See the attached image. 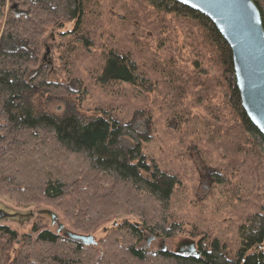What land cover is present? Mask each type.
<instances>
[{"label": "rangeland", "instance_id": "374dc122", "mask_svg": "<svg viewBox=\"0 0 264 264\" xmlns=\"http://www.w3.org/2000/svg\"><path fill=\"white\" fill-rule=\"evenodd\" d=\"M35 4L34 0H0V42L7 22L32 15L38 6ZM88 7L82 27L93 39L91 47L74 45L71 59L64 57L68 51L67 39L70 37H64L66 34H63L74 29V21H64L62 27L53 24L44 26L46 29L41 38L39 60L41 64L44 63L42 66L47 70L48 81L68 86L69 93L61 90L50 96L33 89L23 94L25 105H34L39 112L48 111L55 116L74 114L84 121L97 116L100 108H105L111 112L112 117L136 132L139 139L148 138V143L143 144V153L149 159L153 158L161 170L177 176L181 182L175 188L173 207L170 209V213H176V216L170 218L172 225L166 226V230L173 226L175 230L170 231L171 236L165 235V229L156 234L143 230V239L135 240L129 235L128 229L121 231L123 233L114 232L125 222L142 221L118 211V216L99 225L93 232L84 231L75 225L77 221H82V217H74L72 220L67 218L60 203L39 202L33 198L28 200L32 196L30 191L12 190L8 193L6 189L11 190L13 186L6 187L5 184L1 185L3 183H0V188H3V191L0 189V204L21 212L54 210L59 213L67 230L95 237L97 252L91 255L97 261L106 260L108 244L114 243L113 238L118 236L120 242L124 235L127 236V242L130 240L136 243L139 249L147 250L151 256H155L163 247L169 253L176 252L185 241H195L200 249L211 250V242L219 238L228 257L234 259L236 251L241 247V228L249 223L250 217L262 212L264 206V149L252 142L227 104H220L223 89L213 78L221 67L209 51H204L201 67L207 70V74L202 75V68L197 67L194 55L197 50L190 46V43L199 39L194 23L159 12L147 0H91ZM0 45L3 49L7 48L6 51L13 48L10 42L2 41ZM24 48L23 44H18V48L14 49L21 51ZM111 48L131 55L139 66L138 73L144 76L142 83L133 85L100 81L99 74L105 63V55ZM170 57L175 63L169 62ZM170 72L181 79L175 83V87H182L181 94H186L183 99L179 94L172 93V82H165V74ZM200 79L204 80L205 87H201ZM203 91L204 95L200 97ZM213 104L222 109L218 113L221 116L219 120L210 113ZM184 109L189 113L181 120L175 113ZM230 129L232 134H225ZM125 142L134 144L130 137H126ZM52 144L49 142V145ZM36 148L40 150L39 145ZM26 149L31 152L28 147ZM37 152L39 156L32 155L35 163L42 156V152ZM13 155L17 159L14 172L17 170L25 173L24 164L27 162L28 166L32 159L28 160L25 155ZM66 158H69L67 167L62 166V159L60 163L53 161L59 170L58 177L74 176L69 174L78 167L80 157ZM10 167L14 168V165ZM8 168L5 161L0 163L1 170ZM106 184L109 190L107 193H111L112 185ZM88 190L93 193L91 188ZM127 192L125 187L118 190L119 199H116V203L119 206H122L121 202H126L122 198L126 197ZM130 203L128 206H147L150 216L157 206L153 200L144 197L139 202L134 200ZM159 216L157 212L152 217L158 219ZM181 220L197 224L199 229H194L190 223L181 224ZM114 222H118L119 226L114 227ZM0 227H8L19 236L16 242L11 241L12 259L16 256V250L22 246L23 235H35L34 229L58 230L50 218L38 214L22 222L0 221ZM4 239L0 234V254ZM113 248H119V245L114 244ZM130 261L131 264H143L133 259ZM157 262L164 264L163 261ZM152 263L149 258L145 264Z\"/></svg>", "mask_w": 264, "mask_h": 264}, {"label": "trees", "instance_id": "16d2710c", "mask_svg": "<svg viewBox=\"0 0 264 264\" xmlns=\"http://www.w3.org/2000/svg\"><path fill=\"white\" fill-rule=\"evenodd\" d=\"M34 1L35 5H38L34 13L9 20L1 38V42H10L13 45L9 51L0 47V163L5 161L9 167V170L0 169V183H3L1 185L13 186L11 190L6 189L8 193L12 190L30 191L32 196H29L28 200L33 198L39 202L44 200L60 203L67 218L72 220L74 217H82V221H77L75 225L84 231L93 232L99 225L118 216L120 211V214L133 215L142 222H125L114 233L128 229L131 238L141 241L143 230L156 234L165 229V235L171 236L170 231L175 230V227L166 230V226L172 225L170 218L176 216V213H170V209L173 207L175 188L181 182L177 176L161 170L153 158L149 159L143 153V144L148 143V138L139 139L136 132L112 117L111 112L105 108H100L97 116L84 121L74 114L55 116L48 111L39 112L34 105L26 107L23 94L30 93L33 89L50 96L61 90L69 93L68 86L48 81L47 70L39 60L41 38L46 29L44 26L53 24L62 27L64 21L75 22L74 29L67 32L68 34H63H66L64 37H70L67 39L68 51L64 53L66 59H71L74 45L91 47L93 43L91 35L85 33L82 27L91 0ZM254 1L261 11L264 24V0ZM147 2L159 12L194 23L199 39L190 43V46L197 50L196 53L194 51L197 67L202 68L204 51H209L221 67L220 72L213 78L223 89L221 91L220 87L223 97V100L219 101L220 104H227V108L238 118L242 129L251 137L252 142L264 149V136L249 120L242 105L232 50L214 23L202 13L174 0ZM45 16L47 18L43 19ZM18 44H23L25 48L16 51L14 48H18ZM120 53V50L111 48L105 55V63L99 74L100 81L133 85L142 83L144 76L138 73L139 66L136 61L129 53ZM169 62L175 63L172 57ZM201 74L206 75L207 70L202 68ZM180 80L174 77L172 72L165 74V82L173 83L172 93L179 94L183 99L186 94H181L182 87H175V83ZM200 82L201 87H205L204 80L200 79ZM203 95L204 91L200 97ZM221 110L213 104L210 113L219 120L221 116L218 113ZM188 113L189 111L184 109L175 114L182 120ZM229 132L232 134L231 129L225 134ZM126 137H130L134 144L126 143ZM49 142L53 144L49 145ZM37 145L40 150L35 149ZM27 147L32 153L27 151ZM37 151L42 152V156L38 157L39 162L35 163L32 155L39 156ZM11 154L20 157L25 155L28 160L32 159L28 166L27 162L24 164L25 173L17 170L14 172L17 159ZM65 156L80 157V161L78 167L69 174L74 176L58 177L59 170L53 161L60 163L62 159V166L67 167L69 158L65 160ZM11 165H14V168H11ZM10 172V175H2ZM106 183L112 185L111 193H107L109 190ZM121 187L128 189L126 197L120 196L126 199V206L124 201L121 202L122 206L116 203ZM141 197L157 204L151 216L147 206H128L134 200L139 202ZM157 212L160 213L158 219L152 217ZM248 221L249 223L240 230L241 247L236 251L234 259L228 257L219 238L211 242V250L203 248L202 256L196 258L164 250L151 256L147 250L139 249L129 238L127 242V236L124 235V238L121 236L120 242L118 236L113 238L114 243L108 244L107 254L104 253L106 260L97 261L91 255L97 252V244L86 246L49 229H34L35 235H23L22 246L16 250V256L12 259L11 241L16 242L19 236L8 227H0V234L5 238L2 240L0 264H131V259L145 264L149 258L152 259V264L158 263L157 261H163L164 264H264V206L262 212L256 213ZM181 222L190 223L184 220ZM114 224V227L119 226L118 222ZM190 224L194 229H199L197 224ZM114 244H118L119 248L114 249Z\"/></svg>", "mask_w": 264, "mask_h": 264}, {"label": "water", "instance_id": "95a60500", "mask_svg": "<svg viewBox=\"0 0 264 264\" xmlns=\"http://www.w3.org/2000/svg\"><path fill=\"white\" fill-rule=\"evenodd\" d=\"M207 16L217 27L232 50L237 85L247 117L264 136V24L262 14L254 0H174ZM45 215L52 225L73 241L86 246L95 245L93 235L78 234L66 229L57 212L41 209L21 212L0 204V221L30 220ZM137 226H140L137 224ZM180 253V252H179ZM184 255L198 258L195 243Z\"/></svg>", "mask_w": 264, "mask_h": 264}, {"label": "flooded vegetation", "instance_id": "af4514ba", "mask_svg": "<svg viewBox=\"0 0 264 264\" xmlns=\"http://www.w3.org/2000/svg\"><path fill=\"white\" fill-rule=\"evenodd\" d=\"M192 243H195V245H196V251L197 252H200V256L198 257V258H200L202 256V248L200 249L199 246L197 245V243L195 241H185V242H183L182 245H181V247L179 248V250L176 251V252L177 253L180 252L179 254L184 255L185 254L184 253L185 250H188L189 249V245L192 244ZM163 250L164 251H167V249L165 247H163ZM184 256H187V255H184ZM191 256H193V255H191Z\"/></svg>", "mask_w": 264, "mask_h": 264}]
</instances>
